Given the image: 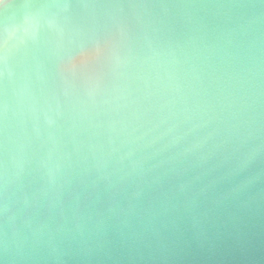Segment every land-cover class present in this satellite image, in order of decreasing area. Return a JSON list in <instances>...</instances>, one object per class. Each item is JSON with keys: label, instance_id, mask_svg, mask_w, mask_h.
Instances as JSON below:
<instances>
[{"label": "water", "instance_id": "1", "mask_svg": "<svg viewBox=\"0 0 264 264\" xmlns=\"http://www.w3.org/2000/svg\"><path fill=\"white\" fill-rule=\"evenodd\" d=\"M0 264H264V0H0Z\"/></svg>", "mask_w": 264, "mask_h": 264}]
</instances>
